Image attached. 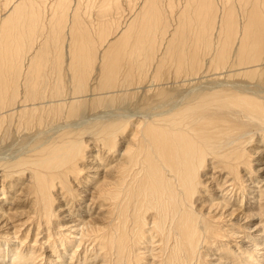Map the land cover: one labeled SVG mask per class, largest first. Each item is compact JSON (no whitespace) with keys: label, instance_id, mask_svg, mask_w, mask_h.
Instances as JSON below:
<instances>
[{"label":"bare ground","instance_id":"obj_1","mask_svg":"<svg viewBox=\"0 0 264 264\" xmlns=\"http://www.w3.org/2000/svg\"><path fill=\"white\" fill-rule=\"evenodd\" d=\"M1 1L0 264H264V0Z\"/></svg>","mask_w":264,"mask_h":264},{"label":"rangeland","instance_id":"obj_2","mask_svg":"<svg viewBox=\"0 0 264 264\" xmlns=\"http://www.w3.org/2000/svg\"><path fill=\"white\" fill-rule=\"evenodd\" d=\"M1 2H2V1L0 0V3H1ZM182 2H183V0H182ZM182 2H181V3H182ZM121 3H122V5H123V7H124L123 15H125V19H126V20H125V19H124V20L127 21V19L129 18V16H128V14H127V13L129 12V11H128L129 9H128L127 5H126V0H121ZM166 3H167V1H165V4H166ZM166 5H167V8H168V7H169V3H167ZM125 8H126L127 10H126ZM0 9H2V7H0ZM139 10H140V8L137 10V13L139 12ZM124 11H125V12H124ZM92 17H93V16H92ZM124 20H123V21H124ZM125 21H124V22H125ZM254 223H256V222H253V226H254ZM206 250H207L208 252H210V255H209V257H208V259L210 260V259L212 258V255L214 254V252H213L214 249L212 248V249H209V250L206 249ZM210 250H212V251H210ZM211 253H212V254H211ZM210 257H211V258H210ZM215 258H216V257H215Z\"/></svg>","mask_w":264,"mask_h":264}]
</instances>
